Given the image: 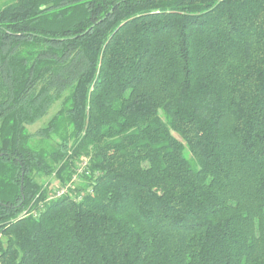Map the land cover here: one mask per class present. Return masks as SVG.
<instances>
[{
	"label": "trees",
	"instance_id": "obj_1",
	"mask_svg": "<svg viewBox=\"0 0 264 264\" xmlns=\"http://www.w3.org/2000/svg\"><path fill=\"white\" fill-rule=\"evenodd\" d=\"M0 264H264V0L0 8Z\"/></svg>",
	"mask_w": 264,
	"mask_h": 264
},
{
	"label": "rangeland",
	"instance_id": "obj_2",
	"mask_svg": "<svg viewBox=\"0 0 264 264\" xmlns=\"http://www.w3.org/2000/svg\"><path fill=\"white\" fill-rule=\"evenodd\" d=\"M19 0H0V8L9 5V4H13L18 2ZM68 96V92H66L63 95V98L61 100H59L57 103H55L50 110L48 111V113L43 116L40 120H38L37 122H35L32 125H28L26 127V131L28 134H34V132L40 128H43L46 126V124L48 123V121L55 115V113L58 111V109L61 106V102L64 100V98ZM59 137L57 135H52L51 138H49V140H42L39 138H32L29 139V146L35 150H41L43 151L44 154H46L45 156V160L47 162V164L52 168H56L58 166V164L56 162H52L49 159V155L50 152L53 149V146L56 145V143L59 141ZM80 163H77L74 161V163L72 164V169L71 170H78ZM76 171H74L72 178L66 183L67 185H69L70 187H75L78 186L79 182H78V178L77 176L75 177V180L72 182V179L75 175ZM36 182L43 185V186H50V190H51V195L54 194V192L56 190H58L60 188V185H58L59 183L54 180L52 177H47L45 175H40V174H34L33 175ZM66 185V186H67Z\"/></svg>",
	"mask_w": 264,
	"mask_h": 264
},
{
	"label": "built area",
	"instance_id": "obj_3",
	"mask_svg": "<svg viewBox=\"0 0 264 264\" xmlns=\"http://www.w3.org/2000/svg\"><path fill=\"white\" fill-rule=\"evenodd\" d=\"M85 166V164L81 165V168L79 170H81L83 167ZM64 193H67V187L66 188H61L59 191H57V196H60Z\"/></svg>",
	"mask_w": 264,
	"mask_h": 264
}]
</instances>
